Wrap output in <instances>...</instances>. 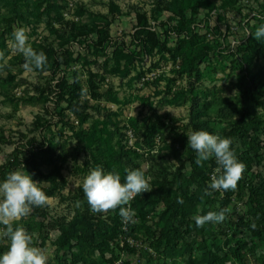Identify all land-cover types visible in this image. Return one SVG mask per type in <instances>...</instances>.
Segmentation results:
<instances>
[{
	"label": "trees",
	"instance_id": "trees-1",
	"mask_svg": "<svg viewBox=\"0 0 264 264\" xmlns=\"http://www.w3.org/2000/svg\"><path fill=\"white\" fill-rule=\"evenodd\" d=\"M221 1L151 0L150 12L133 7L137 30L132 44L137 49H119L110 58L106 53L110 28L116 13H121L114 2L109 13L102 15L85 4L74 8L71 0H0V96L16 101L13 112L20 104L45 107L54 101L58 115L57 123L38 115L30 129L33 137L27 139L28 135L21 133L19 142L0 130L1 144H19L0 165V187L14 183L21 203L34 212L30 221L0 223V231L6 236L0 233V264H25L24 238L33 243L28 250L37 247L36 238L42 239V246L46 244L42 231L49 216L46 199L51 197L77 204L72 218L52 220L51 228L59 232L55 243L58 264H117L122 254L140 253L126 241L121 247L122 237L147 245L139 254L145 264H244L247 254L255 255L259 250L255 241L264 246V177L255 171L264 167V120L255 117L257 109L264 111V0H253L261 14L245 0ZM214 12L216 18L224 19L209 37ZM66 13L72 14V19H65ZM231 13L238 16L240 28L249 37L238 40L235 52L223 53L218 51L219 35L228 34L227 41L234 36L232 25L225 22V15ZM223 23L227 25L225 32L220 30ZM43 24L54 41L44 37L29 46L26 56L20 51L4 64L8 37L14 39L16 33L23 35ZM98 24L103 27L97 28ZM200 25H204L206 35L197 31ZM172 42L175 44L169 46ZM229 57L235 65L239 62L236 67L250 74L247 84H239L241 92L225 98L202 90V85H197L206 76L202 64L213 65L217 60L223 64L221 61ZM148 58L155 62L146 69ZM101 59L107 61L103 65L110 69L107 74L126 81L131 92L147 73L162 69V64L171 63L174 76L145 81L147 88H156L152 96L130 93L122 100L112 84L102 93L107 77L92 71ZM19 64L51 77L34 87L36 96L26 90L22 96L10 98V90L27 84L24 80L16 83L25 70L14 74L13 68ZM81 73H85V81ZM183 75L188 76V89L178 84ZM55 77L58 80L53 85ZM162 81L166 84L161 90ZM153 97H161V108L188 106V121L181 125L180 119L169 114L158 115L153 104L151 115L141 113L140 117L119 120L117 113L100 104L105 98L121 106L132 101L146 105ZM46 112L50 113L48 109ZM83 155L87 159L79 165ZM70 162L74 173L88 176L91 183L67 195L68 180L63 172ZM220 165L222 199L210 181ZM109 176L112 178L105 182ZM134 184L139 188L147 185V189L131 202L135 220L128 223L125 232L124 218ZM238 204L244 211L236 220L230 219L228 209ZM259 261L264 264V255Z\"/></svg>",
	"mask_w": 264,
	"mask_h": 264
},
{
	"label": "rangeland",
	"instance_id": "rangeland-1",
	"mask_svg": "<svg viewBox=\"0 0 264 264\" xmlns=\"http://www.w3.org/2000/svg\"><path fill=\"white\" fill-rule=\"evenodd\" d=\"M151 0H71L72 6L76 4H85L87 7L91 10H93L95 13H100L102 15L108 14L110 10V3L114 2L117 6H119L121 13L115 15V19L113 21V24L111 25V38L108 39V47L106 49V53L110 58H113V54L115 51H118L119 49H125L129 47L131 50H136V45L132 44L134 41L133 35L136 32V13L132 12L133 7H137L139 12H142L141 9H146L150 12L151 10ZM245 2L248 4L252 3L253 8L256 9L259 14L263 13L262 9L258 6L256 3H253V0H245ZM217 4L222 3L221 0H216ZM128 12H131V15H127ZM150 16V13L148 14ZM66 15H64L65 17ZM69 17H65V19L70 20L72 19V14L68 13ZM213 24L211 26V32L205 31L204 25H200L197 28V31L201 32V34L208 33L207 35L210 37L215 31L216 26L218 25V22L224 19V17H217L216 15H213ZM225 22L230 23L232 25V28H234V36L231 37L229 41L228 40V34L222 33L219 35V40L221 44V48L218 51H223V53H226L225 51H228L227 53H233L236 51V49L233 50L234 43L233 41H237L240 38L245 39L247 35V31L243 30L239 26L240 19L236 14H226L225 15ZM77 20V19H75ZM242 25H246L244 22ZM226 23H223V25L220 27V30L222 32L226 31ZM103 27L102 24H98L97 28L101 29ZM31 28V27H30ZM32 30V28H31ZM35 32V33H34ZM17 37V40L15 41L16 37L7 39V45H8V55L6 58H4V64H7L10 61V56L20 54L23 52V54L26 56L28 54V48L31 44H34L38 41H41L44 37H48L50 39V42L54 41V36L51 37L50 33L48 32L46 26L43 24L39 28L34 29L33 31L26 30V33L23 35H19V33L15 34ZM174 35V34H173ZM95 38L97 37L96 33L93 35ZM218 40V37H217ZM218 40V41H219ZM175 43H169L170 45H174ZM229 45V46H228ZM236 45V43H235ZM238 45V44H237ZM232 47V48H231ZM230 49V50H229ZM21 51V52H20ZM225 55V54H223ZM237 60V59H236ZM107 61L104 59H101L99 61V65L92 66V71L100 74L102 77H107L106 82L102 86V93L106 92L109 89V85L112 84L115 89L119 90V97L122 100H126L129 98V94L132 93L134 96L136 93H139L141 95H153L156 92V88H147L143 84L145 82L137 85L136 90H140L138 92H131L128 87L126 86V81L122 82L119 78L109 76L107 73L110 71L109 68H106L104 63ZM155 60H151L148 58L144 62V67L148 69L152 63H154ZM223 64H220L217 60L216 62H213V65H210L208 63H203L201 66V69L206 75L203 80L197 85L201 86L202 90H208L211 91V93H216L218 95H221L225 98H233L237 96L241 90L239 89V84L245 85L248 82L249 75L246 71L242 70L240 66L236 67L239 62L235 65L233 63V58L229 57L226 60L221 61ZM113 62H111V65ZM137 65L140 63L137 61ZM17 66L16 68H13V73L18 74L21 69H25V66ZM263 66L264 64L261 63ZM163 69L165 68V73L162 74V76L166 75L168 78H173L172 69L173 65L170 63L168 65L162 64ZM77 70L81 69L80 65L76 66ZM225 69V70H224ZM81 71V70H80ZM152 71L147 73L144 77L147 75L156 72ZM7 75V72H5L4 76ZM19 78L16 79V83L24 80L27 84L15 88L12 91L10 90L8 92L10 98L20 97L22 96L24 91L30 92V96H36L37 92H35L34 87H38L40 85H44L46 82H48L51 77H43L31 70L25 69L21 74H19ZM208 75V76H207ZM161 76V77H162ZM182 79L178 81V84H182L183 88L188 89V83L189 79L187 75H183L181 77ZM81 79L84 81L86 80L85 73H81ZM53 81V85L57 82L58 77H55ZM151 82V81H149ZM154 82V81H153ZM121 84L123 86H121ZM162 85H160V89L162 90L164 85L166 84V81L161 82ZM200 88V89H201ZM157 90H159L157 88ZM56 94L52 95V100L56 99ZM155 96V95H154ZM90 98V97H89ZM131 98V97H130ZM161 97H153L150 99L149 104L143 105L139 101H132V103H126V105H118L115 103H111L106 101V99L100 100V104L102 107H105L109 109L112 113L118 114L119 120H125L130 119L133 117H140V114L142 113V116H148L151 115V109L150 104H153V106L158 109L157 114L164 116V115H170L171 117H175L177 119H180L181 125L186 123L188 121L189 116V107H176V106H165L164 108L159 107L158 103H160ZM134 99V98H133ZM3 96H0V130L4 131V134L7 138H13L14 141H20V135L21 133H24L28 135L27 139H30L33 137V134L30 133V129L32 128V123L34 122L35 118L38 115H46L48 119H52V123H57L58 121V115L54 111L55 103L54 101H50L48 105L44 107L43 104H36V105H27V104H20L18 106L17 111L13 112L14 110V103L16 101H7ZM91 103H95L94 100H89ZM49 110L50 113L48 114L46 110ZM91 115L97 117V115L90 111ZM255 117L258 119V121L264 120V111L261 109H257L255 112ZM94 118V119H95ZM213 118L217 119L218 117L216 115H213ZM93 119V120H94ZM76 119L75 117L71 116V122L75 123ZM92 120L84 125V128L87 129L91 126ZM77 126V125H76ZM61 126H59L60 128ZM58 127H52V130L58 131ZM68 133V131L65 132V135ZM26 141V140H25ZM25 143V142H24ZM19 144H14L11 146L3 145L0 143V165L4 164L6 162V159L10 157L13 153L16 147H18ZM74 145V144H72ZM87 159V156H82L79 161V165H83L84 160ZM255 171H259L262 173V177H264V167L260 169H256ZM64 176L68 180V188L65 190V194H74L77 189L80 187H88L91 183V179L88 176H84L83 174L77 175L73 171V165L70 162L65 166V170L63 172ZM112 176H109L107 180H104L105 182L108 181V179H111ZM103 182V181H102ZM220 199V198H219ZM47 207L44 206L41 208H45L46 211L49 213V216L46 220H44V224L46 227L43 229V237H45L46 244L42 246V239L36 238L37 247L34 250H28L29 246L33 244L29 238L23 239L24 244L21 245L24 255V263L25 264H58L55 260V243L57 241V238L59 236L58 230H54L51 228V224L53 223L52 220L61 218V217H68V219L72 218L75 213V209L77 207V204H74L72 200L61 203L59 201V198L51 197L46 199ZM244 211V206L241 204H238V206H234V208L228 209V217L230 219L236 220L239 216V214H242ZM34 214L33 210L28 206L21 203V201L18 198V188L16 185L13 184H3L0 187V223H3L4 225L10 224V223H18L21 221H30L32 215ZM42 219H38V221L42 222ZM226 220V218H225ZM225 220H222L221 224L223 226V223ZM227 222V221H226ZM220 227L219 222H217V227ZM2 234V237L5 238V234L2 231H0ZM257 245H259L258 252L254 255L252 253L247 254V258L244 261V264H260V257L264 255V246L260 245L258 241H255ZM28 247V248H27ZM30 251V252H29ZM142 250L140 249V253ZM139 253V254H140ZM139 254L131 256L130 254H125L123 257L122 254V260H119L117 264H123L124 262H131L132 264H145V260L143 258L139 257ZM96 259V257H94ZM123 262V263H122Z\"/></svg>",
	"mask_w": 264,
	"mask_h": 264
},
{
	"label": "built area",
	"instance_id": "built-area-1",
	"mask_svg": "<svg viewBox=\"0 0 264 264\" xmlns=\"http://www.w3.org/2000/svg\"><path fill=\"white\" fill-rule=\"evenodd\" d=\"M65 15L67 17H69L68 16V13H66ZM213 15H215V12L212 13V17H213ZM212 24H213V20L210 21V25H212ZM152 26H153V30L156 31L157 24L155 22H153L152 23ZM233 31H234V28L231 27V32L233 34H236ZM248 37H249V33H247V35H246L245 38L247 39ZM233 43H234V47H233V50H234L236 48L237 44H239V41L238 40L237 41H233ZM235 43H236V45H235ZM164 71H166V69L165 68L164 69L162 68V69L157 70L156 72H153V73L147 75L143 79V82H145V81L146 82L147 81L153 82V81L159 79V77L162 76V74L164 73ZM222 173H223V166L220 165L219 167L215 168V170L213 171V173L210 175L211 186L213 187V189L217 193H220V198L221 199L223 198V194H224V191H223V188H222V185H221V180H220V176H222ZM144 189H147V185L146 186H143L142 188H139V187H137L134 184L131 187L130 194H129V204H128V208H127V211H126V214H125V218H124V229L123 230L125 232L128 230V223L133 222L135 220L133 218L134 212H133V210L131 208V202L135 199V197L138 195V193H140ZM125 241L127 243H129L132 248H135L137 250L144 249V248L147 247V245L142 240L134 239V238H131V237H122L121 238V241H120L121 247H124L123 245L125 244Z\"/></svg>",
	"mask_w": 264,
	"mask_h": 264
},
{
	"label": "clouds",
	"instance_id": "clouds-1",
	"mask_svg": "<svg viewBox=\"0 0 264 264\" xmlns=\"http://www.w3.org/2000/svg\"><path fill=\"white\" fill-rule=\"evenodd\" d=\"M220 198V197H219ZM221 199V198H220Z\"/></svg>",
	"mask_w": 264,
	"mask_h": 264
}]
</instances>
